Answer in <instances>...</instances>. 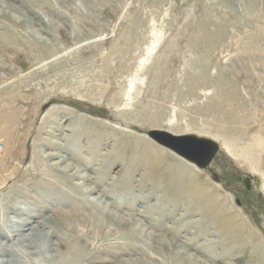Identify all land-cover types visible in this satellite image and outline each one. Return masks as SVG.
I'll list each match as a JSON object with an SVG mask.
<instances>
[{
  "label": "rangeland",
  "instance_id": "rangeland-1",
  "mask_svg": "<svg viewBox=\"0 0 264 264\" xmlns=\"http://www.w3.org/2000/svg\"><path fill=\"white\" fill-rule=\"evenodd\" d=\"M152 130L218 150L191 166ZM0 212L67 227L74 264H264V0H0Z\"/></svg>",
  "mask_w": 264,
  "mask_h": 264
},
{
  "label": "bare ground",
  "instance_id": "bare-ground-1",
  "mask_svg": "<svg viewBox=\"0 0 264 264\" xmlns=\"http://www.w3.org/2000/svg\"><path fill=\"white\" fill-rule=\"evenodd\" d=\"M170 133V132H169ZM170 134H172V135H174V136H177V135H175V134H173V133H170ZM137 139V138H136ZM116 144V143H115ZM141 144V143H140ZM144 146V145H143ZM148 146V145H147ZM138 147H139V145H138ZM121 148V149H120ZM124 148V147H123ZM122 147H120V146H116V149H120V155H119V159L121 160L122 159V157L121 156H123V158H124V160H123V162L124 161H128L127 159H126V154H127V151H126V149L124 148L123 149ZM123 149V150H122ZM137 145L135 146V148H134V150H132V153H131V157H129L128 159H129V161H128V164H125V168H127L126 169V172L128 173V177H129V172L128 171H132L133 170V161L135 160V162H137V164H140V163H143L144 161H143V159H142V155L143 154H141V153H138L137 152ZM145 149H147V148H145ZM165 149V148H164ZM140 150V149H139ZM143 150H144V148H143ZM146 151V150H145ZM151 151V150H150ZM149 151V152H150ZM172 155H174L175 157H177V158H179L180 160H183V161H185L183 158H181V157H179V156H177V155H175V154H173L170 150H168ZM146 152H148V150L146 151ZM156 152H155V150H154V154H155ZM158 154V153H157ZM156 154V155H157ZM151 155V152L149 153V156H148V153H146V157L148 156L149 158H151V156L153 155V153H152V155ZM145 157V158H146ZM148 157L146 158V159H148ZM105 158H107V157H105ZM131 158V159H130ZM152 159V158H151ZM150 159V160H151ZM145 160V159H144ZM161 160V159H160ZM187 162V164H190L191 166H194V164H192V163H189L188 161H186ZM154 163H155V161H154ZM104 164V163H103ZM132 164V165H131ZM157 165V164H156ZM69 167L70 166H68V167H66L64 170H63V172L65 173V172H67L68 171V169H69ZM101 167H102V164H101V166L99 167V170L97 171V177L96 178H94V182H92V184L94 185V184H96L97 182L96 181H98V182H100V180L98 179V178H100V179H103V180H101L102 182L104 181V178L107 176V173L106 172H101ZM165 167H167V166H165ZM169 167V166H168ZM51 171V170H50ZM44 173V172H43ZM63 174V173H62ZM43 175V174H42ZM66 175V174H65ZM75 176V175H74ZM89 180V179H88ZM185 183V182H184ZM126 185H127V183H125ZM176 185H179L178 187H177V194L176 195H182V193H183V189H181L180 188V184H178V182L176 183ZM43 186V185H42ZM71 186V185H70ZM121 186V185H120ZM169 186H170V184H169ZM44 187V186H43ZM74 187V186H73ZM109 187H114V188H118V186H114L113 184H109ZM122 187V186H121ZM124 187V186H123ZM37 188H41L42 189V187H40V185H38V186H36V189ZM74 188H76V187H74ZM125 188H129L128 186L127 187H125ZM74 190V189H73ZM78 190V188L76 189V191ZM169 190V189H168ZM75 191V190H74ZM82 192V191H81ZM94 192H96L95 191V188H88V189H86V191L85 192H82V193H80L79 194V196H81L82 198L85 196L86 197V195H91V194H93ZM106 192H107V190H102V191H100V193H99V195H98V198L100 199H103V198H105V196H106ZM166 192V191H165ZM181 192V193H180ZM78 193V192H77ZM167 194H169L168 192H166ZM180 195V196H181ZM166 196H168V195H166ZM84 200V199H83ZM96 200V199H95ZM93 201V200H92ZM82 202V201H81ZM96 202V201H95ZM85 205V204H84ZM95 205V204H94ZM85 206H89V207H92V208H95V206H93V204H88V205H85ZM81 209H83V208H85V207H83L82 206V204H81ZM88 208V207H87ZM73 209H74V207H73ZM2 210V209H1ZM23 210H25V208H23ZM86 210V209H85ZM91 210H93V209H91ZM94 211H97L96 209L94 210ZM92 212V211H91ZM100 212V211H99ZM225 212V211H224ZM92 213H94V212H92ZM104 214V213H103ZM225 214V213H224ZM227 214V213H226ZM89 215V214H88ZM92 215V214H91ZM98 215V214H97ZM100 215H102L101 213H100ZM107 215V214H106ZM39 216H41L40 214H39ZM103 216V215H102ZM36 217H38V215L36 214V215H32V217L31 218H36ZM100 217V216H99ZM224 217H226V216H224ZM223 217V218H224ZM31 218H30V220H31ZM92 218V217H91ZM101 218H104V217H101ZM111 218V217H110ZM110 218H108L109 219V221H111V219ZM50 219V218H49ZM81 219V218H80ZM99 219V218H98ZM233 219L235 220V218L233 217ZM78 220H79V218H78ZM101 220H103V219H101ZM223 220V219H222ZM3 221V216H2V214H1V212H0V222H2ZM48 219H45V218H43V220L42 221H28V220H26V219H21V221L20 220H18V221H11L10 222V224L8 225V227L6 226V225H2V223L0 224V256H3V257H5V255H7V254H11V255H13V256H17V259H18V261H20V262H22L21 264H44L45 262H48V261H51V263H53V264H74V261L72 260L73 259V257H71V256H84V254H85V252H84V247H81V246H79V245H75L74 243H73V240H70L69 239V237L67 236V231H69L68 230V228L66 227L65 228V230L66 231H62L61 229H60V227H58L57 225H55V226H48ZM89 221V220H88ZM92 221V220H91ZM236 221V220H235ZM107 222V221H106ZM130 222L132 223V225L134 224L133 222V220H130ZM130 222H124V223H122L121 221H119V222H117V221H114V223L113 222H111L113 225H127V224H129ZM234 222V221H233ZM89 223V222H88ZM94 223H95V221H94ZM99 223H100V221H99ZM230 223V222H229ZM98 224V223H97ZM104 224V223H103ZM61 225V224H60ZM134 226V225H133ZM232 226V225H231ZM101 226L100 225H97V226H95V228L97 229V230H100L101 228H100ZM227 227V226H226ZM109 228V227H108ZM72 229H74L73 227H72ZM231 229V228H230ZM228 229L227 231V234H228V237H229V240H231V241H234V242H238V241H242V240H244V238H245V240L247 241V239H246V236H244V238H242V236H241V234L242 233H240V232H236V231H234L233 229ZM225 233V232H224ZM128 234V239H130V238H134V236L136 237V233L133 231V230H129V232L127 233ZM139 234V233H138ZM137 234V235H138ZM173 234H174V232H173ZM251 236H252V234H251ZM175 237V236H174ZM250 239V238H249ZM242 243V242H241ZM67 245V247L69 248V249H71L72 251H71V253L70 252H65V253H63V252H61V249L64 247V246H66ZM168 245H170L169 243H168ZM129 244H127L126 245V249H128L129 247ZM259 246L261 247V252H263L264 253V248L261 246V244H259ZM165 246L164 245H161V249H165L164 248ZM131 252H132V250L133 251H138L135 247H134V245H132L131 247ZM122 249V248H121ZM144 250V249H143ZM92 250H90V252H91ZM90 252L89 253H87V255L86 256H91V257H88V260H87V262L88 263H93V262H95V260L94 259H92V256H97V255H91L90 254ZM94 252V251H93ZM92 252V253H93ZM98 252H100V251H98ZM143 252V251H142ZM255 252V251H254ZM97 254V253H96ZM256 254V253H255ZM12 256V257H13ZM31 256H34V258H32ZM61 256H68V257H61ZM263 256V255H262ZM11 257V256H10ZM22 259H21V258ZM78 258V257H77ZM13 259V258H12ZM15 261H17V260H15ZM20 262H19V264H20ZM0 264H16V263H13V262H10V261H4V260H1L0 261Z\"/></svg>",
  "mask_w": 264,
  "mask_h": 264
},
{
  "label": "water",
  "instance_id": "water-1",
  "mask_svg": "<svg viewBox=\"0 0 264 264\" xmlns=\"http://www.w3.org/2000/svg\"><path fill=\"white\" fill-rule=\"evenodd\" d=\"M148 136L156 144L199 168L209 165L218 150L217 144L212 140L192 135L174 136L166 131L152 130L148 132Z\"/></svg>",
  "mask_w": 264,
  "mask_h": 264
}]
</instances>
